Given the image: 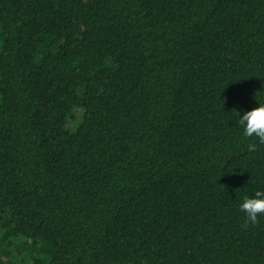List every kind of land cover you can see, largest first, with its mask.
Listing matches in <instances>:
<instances>
[{
	"label": "trees",
	"instance_id": "obj_1",
	"mask_svg": "<svg viewBox=\"0 0 264 264\" xmlns=\"http://www.w3.org/2000/svg\"><path fill=\"white\" fill-rule=\"evenodd\" d=\"M257 100L264 0H0V264H264Z\"/></svg>",
	"mask_w": 264,
	"mask_h": 264
},
{
	"label": "clouds",
	"instance_id": "obj_2",
	"mask_svg": "<svg viewBox=\"0 0 264 264\" xmlns=\"http://www.w3.org/2000/svg\"><path fill=\"white\" fill-rule=\"evenodd\" d=\"M238 124L242 126L243 137H254L258 143L264 144V102L258 101L257 106L239 112ZM256 146L255 143L247 145L249 151ZM239 209L246 214V223H256L258 214H264V190L257 189L253 195H245Z\"/></svg>",
	"mask_w": 264,
	"mask_h": 264
},
{
	"label": "rangeland",
	"instance_id": "obj_3",
	"mask_svg": "<svg viewBox=\"0 0 264 264\" xmlns=\"http://www.w3.org/2000/svg\"><path fill=\"white\" fill-rule=\"evenodd\" d=\"M70 125H74V121L73 120H70Z\"/></svg>",
	"mask_w": 264,
	"mask_h": 264
}]
</instances>
